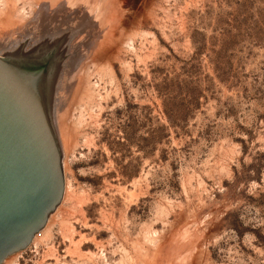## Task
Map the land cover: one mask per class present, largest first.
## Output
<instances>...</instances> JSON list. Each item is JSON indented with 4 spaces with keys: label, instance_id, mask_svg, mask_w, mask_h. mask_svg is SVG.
Instances as JSON below:
<instances>
[{
    "label": "rangeland",
    "instance_id": "obj_1",
    "mask_svg": "<svg viewBox=\"0 0 264 264\" xmlns=\"http://www.w3.org/2000/svg\"><path fill=\"white\" fill-rule=\"evenodd\" d=\"M133 3L0 0V57L54 53L63 175L3 264H264V0Z\"/></svg>",
    "mask_w": 264,
    "mask_h": 264
},
{
    "label": "water",
    "instance_id": "obj_2",
    "mask_svg": "<svg viewBox=\"0 0 264 264\" xmlns=\"http://www.w3.org/2000/svg\"><path fill=\"white\" fill-rule=\"evenodd\" d=\"M53 54L0 57V264L28 247L62 198L49 117Z\"/></svg>",
    "mask_w": 264,
    "mask_h": 264
},
{
    "label": "trees",
    "instance_id": "obj_3",
    "mask_svg": "<svg viewBox=\"0 0 264 264\" xmlns=\"http://www.w3.org/2000/svg\"><path fill=\"white\" fill-rule=\"evenodd\" d=\"M169 101H171V100H169ZM178 107H179V110L188 111V112L180 118H173L172 119V118H168L167 116L166 117H167L168 123L171 126L181 128L183 126V124H185L187 119H188V115H189L188 113H191L192 110H195L198 107L197 100L192 98V100H190L186 104H183V103L179 104ZM162 133H163L162 128L156 129L154 144H159L162 141V139H163V136L161 135Z\"/></svg>",
    "mask_w": 264,
    "mask_h": 264
},
{
    "label": "bare ground",
    "instance_id": "obj_4",
    "mask_svg": "<svg viewBox=\"0 0 264 264\" xmlns=\"http://www.w3.org/2000/svg\"><path fill=\"white\" fill-rule=\"evenodd\" d=\"M36 1V0H35ZM119 1H124V2H136L138 0H117ZM134 4V3H133ZM130 6V5H129ZM57 68V67H56ZM52 218V217H51ZM50 227V226H49ZM50 229V228H49ZM48 233V226H45L42 230H40L37 234L34 235L33 239H32V246H35L39 241L43 240L45 238L46 235Z\"/></svg>",
    "mask_w": 264,
    "mask_h": 264
}]
</instances>
